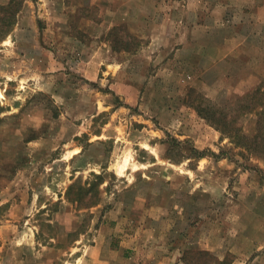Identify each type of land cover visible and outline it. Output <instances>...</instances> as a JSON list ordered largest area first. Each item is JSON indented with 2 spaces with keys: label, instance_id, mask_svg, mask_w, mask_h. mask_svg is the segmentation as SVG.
Masks as SVG:
<instances>
[{
  "label": "rangeland",
  "instance_id": "rangeland-1",
  "mask_svg": "<svg viewBox=\"0 0 264 264\" xmlns=\"http://www.w3.org/2000/svg\"><path fill=\"white\" fill-rule=\"evenodd\" d=\"M10 1L0 264H100V251L118 264H264V144H236L264 135V29L207 25L182 51L192 29L115 24L100 4L114 0H26L16 18ZM215 3L191 0L206 15Z\"/></svg>",
  "mask_w": 264,
  "mask_h": 264
},
{
  "label": "crops",
  "instance_id": "crops-1",
  "mask_svg": "<svg viewBox=\"0 0 264 264\" xmlns=\"http://www.w3.org/2000/svg\"><path fill=\"white\" fill-rule=\"evenodd\" d=\"M117 5L111 8H106L104 3L100 4L106 9V16L109 19H113L115 24L126 22L129 27L135 29H145L146 23L152 22L161 27V24H157L154 19L158 16V20L163 21L165 24L162 27L171 29L173 24L178 23L182 28L192 29L191 39H185L184 34L179 35V43H182V51H190L197 45L198 34L206 29L208 26L213 29L219 26L239 28L250 27L249 29H264V0H215L212 14L206 15L204 13L207 10H203L197 6L191 4V0H114ZM61 4H64L63 0H60ZM238 23V26H236ZM208 25V26H207ZM233 34V33H232ZM173 35V34H172ZM253 34L238 36L241 39L235 38L236 35H232L236 43L250 42ZM249 37V38H248ZM253 39V38H252ZM234 42V44H236ZM246 43V44H247ZM218 46H221L220 44ZM216 47V46H215ZM201 52V51H200ZM211 55V54H210ZM210 58L209 54L206 56ZM212 59V57H211ZM216 59V58H215ZM259 60L264 61V55L259 56ZM97 245L95 246V248ZM122 255L124 253L122 252ZM126 255V253H125ZM100 264H118L119 260H113L107 255H103L100 251L99 257ZM116 259H120L117 256ZM144 264V263H136ZM175 264H185L177 260Z\"/></svg>",
  "mask_w": 264,
  "mask_h": 264
},
{
  "label": "trees",
  "instance_id": "trees-1",
  "mask_svg": "<svg viewBox=\"0 0 264 264\" xmlns=\"http://www.w3.org/2000/svg\"><path fill=\"white\" fill-rule=\"evenodd\" d=\"M25 1L26 0H20V1L19 0H11L8 3V5L2 6L1 8L9 10V9H13L14 6H17L16 10H14L13 14H12L16 18L18 13L22 10ZM7 23L11 24L12 23L11 19H8ZM197 110L202 117L206 118L213 126L220 129L224 134L226 132L230 131L227 128L228 123L226 124V122L224 123V122H220V121L218 122V121L214 120V114L216 112H214L213 110H210L207 107H205V108L204 107H198ZM238 137L239 138H238V141L236 142V144L243 143L242 141L239 142V140L247 139L249 142H251V144H247V148H249L251 150L259 149L258 147H260V145H262L261 142L264 144V135H262V134L254 136L253 138L248 137L246 135H243V136L239 135Z\"/></svg>",
  "mask_w": 264,
  "mask_h": 264
},
{
  "label": "bare ground",
  "instance_id": "bare-ground-1",
  "mask_svg": "<svg viewBox=\"0 0 264 264\" xmlns=\"http://www.w3.org/2000/svg\"><path fill=\"white\" fill-rule=\"evenodd\" d=\"M0 96L4 97L3 91L0 89Z\"/></svg>",
  "mask_w": 264,
  "mask_h": 264
}]
</instances>
